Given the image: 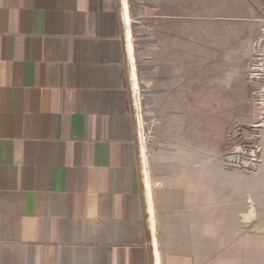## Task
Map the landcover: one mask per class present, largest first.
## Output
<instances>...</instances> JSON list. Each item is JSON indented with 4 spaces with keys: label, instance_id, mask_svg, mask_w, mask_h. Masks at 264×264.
I'll return each mask as SVG.
<instances>
[{
    "label": "crops",
    "instance_id": "0c3cea01",
    "mask_svg": "<svg viewBox=\"0 0 264 264\" xmlns=\"http://www.w3.org/2000/svg\"><path fill=\"white\" fill-rule=\"evenodd\" d=\"M122 1L0 0V264H155Z\"/></svg>",
    "mask_w": 264,
    "mask_h": 264
},
{
    "label": "rangeland",
    "instance_id": "374dc122",
    "mask_svg": "<svg viewBox=\"0 0 264 264\" xmlns=\"http://www.w3.org/2000/svg\"><path fill=\"white\" fill-rule=\"evenodd\" d=\"M129 17L152 252L264 264V0H130Z\"/></svg>",
    "mask_w": 264,
    "mask_h": 264
},
{
    "label": "bare ground",
    "instance_id": "6f19581e",
    "mask_svg": "<svg viewBox=\"0 0 264 264\" xmlns=\"http://www.w3.org/2000/svg\"><path fill=\"white\" fill-rule=\"evenodd\" d=\"M122 4H123V11L122 12H123L124 18L126 20V24H127L126 38H127L128 59H129L130 68H131V83H132V86L134 87V89H136V86H137L136 82H135L136 81L135 80V73L136 72L134 73V56H133L134 49H133L132 35H131V31H130L131 20H130L129 15H128V9H127V4H126L125 0L122 1ZM132 91H133V88H132ZM144 149L145 148L142 144V140L140 139L139 151H140V155H141L143 162H144V156H145V154H144L145 150ZM144 174L146 176L145 171H144ZM245 219L246 220L248 219L247 215H245ZM153 247H154V251H153L154 263L160 264V256H159L158 251L156 249L155 241L153 242Z\"/></svg>",
    "mask_w": 264,
    "mask_h": 264
}]
</instances>
